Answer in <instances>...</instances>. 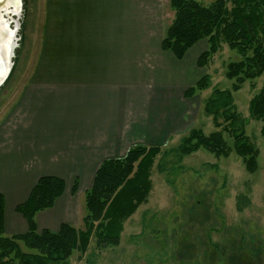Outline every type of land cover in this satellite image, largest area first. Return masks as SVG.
I'll return each instance as SVG.
<instances>
[{
    "label": "rangeland",
    "instance_id": "1",
    "mask_svg": "<svg viewBox=\"0 0 264 264\" xmlns=\"http://www.w3.org/2000/svg\"><path fill=\"white\" fill-rule=\"evenodd\" d=\"M195 1L208 6L214 0ZM19 4L20 0H0L2 20L15 31L14 39L13 35L10 38L14 43L10 71L0 81V125L3 121L10 124L16 104L25 103L22 96L42 50L45 0H22L21 13ZM136 8L145 15L139 28L144 32L133 34L129 21L119 34L125 41H135V58L149 54L152 67H160L158 75L150 76V89L155 88L151 102L157 103L158 96L164 98L166 93L165 102L171 103L177 113L178 131L165 139L150 140L155 143L150 147L158 146L167 154L154 161L149 175L151 188L146 199L122 223L118 244L98 245L93 235L86 252L74 251L68 263L264 264V139L260 134L262 123L249 117L250 100L259 92L264 75L245 81L234 91V81L226 78L225 71L228 63L240 60L238 52L222 44L208 63L197 65L199 56L208 48L207 40L202 39L176 60L160 46L174 18L170 0H137ZM11 44L3 46L2 76ZM204 76L207 87L185 98V90ZM214 88L231 91L245 137L258 150L255 173H248L242 158L233 151L227 157H216L203 148L184 156L177 151L191 129H201L205 134L219 130L204 112V102ZM84 192L79 195L78 219L73 226L81 229Z\"/></svg>",
    "mask_w": 264,
    "mask_h": 264
},
{
    "label": "crops",
    "instance_id": "2",
    "mask_svg": "<svg viewBox=\"0 0 264 264\" xmlns=\"http://www.w3.org/2000/svg\"><path fill=\"white\" fill-rule=\"evenodd\" d=\"M136 3L45 0L42 50L22 96L25 103L16 104L10 124L0 125L6 235L27 231L14 209L40 177L55 176L65 184L54 206L35 217L38 231L57 232L62 223L76 224L79 195L91 187L104 160L123 158L132 147H150L152 140L178 131L166 93L151 102L150 76L160 67H152L149 54L135 58V41L119 34L129 21L133 34L144 32L139 28L145 15Z\"/></svg>",
    "mask_w": 264,
    "mask_h": 264
},
{
    "label": "trees",
    "instance_id": "3",
    "mask_svg": "<svg viewBox=\"0 0 264 264\" xmlns=\"http://www.w3.org/2000/svg\"><path fill=\"white\" fill-rule=\"evenodd\" d=\"M170 6L174 18L162 38L163 51L181 60L191 46L206 39L208 48L197 60L202 66L225 44L241 56L226 66L225 76L234 81V91L245 81L264 75V0H214L208 6L195 0H170ZM206 87L204 76L185 90L184 97L191 98ZM204 112L219 130L205 134L201 129H191L178 145V153L184 156L203 148L216 157H227L233 151L242 158L245 170L255 173L258 150L245 137L231 91L214 88L204 102ZM249 117L262 123L264 139V81L250 100ZM166 154L158 146H135L123 158L104 160L84 193L82 229L66 223L57 232L37 229L36 214L50 209L63 194L65 184L58 177H40L25 201L15 207L27 225L23 234H4L5 200L0 193V264H69L74 251L86 252L93 235L98 245H117L122 223L151 188L149 175L154 161ZM71 192H77L76 184Z\"/></svg>",
    "mask_w": 264,
    "mask_h": 264
},
{
    "label": "bare ground",
    "instance_id": "4",
    "mask_svg": "<svg viewBox=\"0 0 264 264\" xmlns=\"http://www.w3.org/2000/svg\"><path fill=\"white\" fill-rule=\"evenodd\" d=\"M11 35H14V30H10L8 25L2 20V17L0 15V64L2 65V59L5 61V54L4 53V49L3 46L4 45H10L12 42L10 40ZM11 48H7V51H10ZM7 60V58H6ZM3 67H4V72H3V76L6 74L7 72V65L5 63H3ZM0 76H2V66L0 67ZM2 76V77H3Z\"/></svg>",
    "mask_w": 264,
    "mask_h": 264
},
{
    "label": "water",
    "instance_id": "5",
    "mask_svg": "<svg viewBox=\"0 0 264 264\" xmlns=\"http://www.w3.org/2000/svg\"><path fill=\"white\" fill-rule=\"evenodd\" d=\"M19 13H21V10H22V0H20V4H19ZM11 9V8H10ZM11 13H12V11H11ZM14 35H15V31H14ZM14 35H13V39H14ZM12 43H13V40H12ZM14 44V43H13ZM13 44H11V49H10V52H9V55H8V58H7V60H6V64H7V72H6V74L2 77V76H0V81L2 82V81H4V79H5V77L7 76V74H8V72L10 71V67L11 66H9V63H10V58H11V55L13 54V49H14V45ZM0 82V83H1Z\"/></svg>",
    "mask_w": 264,
    "mask_h": 264
}]
</instances>
